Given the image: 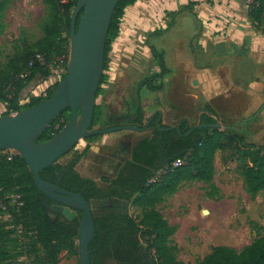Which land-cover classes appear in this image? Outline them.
I'll list each match as a JSON object with an SVG mask.
<instances>
[{"label": "trees", "instance_id": "obj_1", "mask_svg": "<svg viewBox=\"0 0 264 264\" xmlns=\"http://www.w3.org/2000/svg\"><path fill=\"white\" fill-rule=\"evenodd\" d=\"M42 1L49 10L48 16L40 23L42 36L33 43H21L19 51L8 58L4 67H0V102L6 106L2 116L42 102L53 93L66 74L44 94L31 96L28 102L20 103V95L25 87L43 82L52 75L51 56L61 57L68 54L69 43L62 35V22H66V31L69 34L70 16L78 0ZM136 1L138 0H120L114 10L106 37L103 70L107 68L111 41L120 31L125 10ZM178 12H174L172 16ZM247 15L251 22L264 32V0H252ZM153 52L155 56L158 55L161 69L164 70L162 52L159 53L154 48ZM160 76L159 73L154 74L140 80L139 84L151 90H161L162 83L155 84V79ZM107 81V75L102 74L96 99L104 91ZM205 110L209 111L208 106ZM204 117L211 119L207 115ZM138 119L127 121L126 124L136 125ZM68 120L69 110L65 109L52 120L38 141L52 139ZM98 124H102V104L96 102L92 126ZM230 130L196 128L186 137L182 136L185 131L181 132V135L171 132L174 134L175 152L159 166L154 165L156 157L151 152L171 133L166 132L162 134V139H159L156 136L158 132L155 131L156 135H153L151 140L143 137L129 149L131 159L125 162L116 176L110 178L104 187L99 186L94 179L82 176L78 170L79 163L88 154L87 148L72 149L62 156L65 158L63 161L60 157L43 169L40 175L50 182H58L61 187L71 192L80 193L91 206L99 207L100 213H93L95 234L88 246L90 264H102L105 259L112 260L113 264H264V236L241 249L224 245L213 246L201 261L180 262L168 254L165 245L166 238L174 233L175 228L151 208L165 196L176 192L182 181L211 180L213 153L217 149L225 148L226 144L221 142L220 138L226 136ZM97 137L85 139L90 141ZM243 146L244 143L240 142L232 155L239 161H247L243 168L244 182L247 191L254 196L264 190V150L255 144L241 150ZM7 153L0 151V202L8 205L6 195L19 193L24 206L19 210L11 206L6 207L11 217L10 223L14 227L20 226L21 234H18L15 228H6L9 222L0 221V264H12L10 260L18 254L23 245L28 256L29 248L33 245H40L43 249V255L35 257L31 264H57L63 251L78 253L76 241L79 238L81 213L78 212L72 219L64 217L61 220L59 216L53 219L23 158L15 152L11 159H7ZM177 158L183 159L185 163L166 168ZM108 198L113 201L111 208L104 203ZM131 200L144 210V215L138 222L127 212ZM28 232L34 240L29 241L26 238L24 243L19 241V236L25 238Z\"/></svg>", "mask_w": 264, "mask_h": 264}, {"label": "rangeland", "instance_id": "obj_2", "mask_svg": "<svg viewBox=\"0 0 264 264\" xmlns=\"http://www.w3.org/2000/svg\"><path fill=\"white\" fill-rule=\"evenodd\" d=\"M48 14V7L42 0H0V67H4L8 58L19 51L21 43H33L42 36L40 23ZM62 27V35L69 43L65 21L62 22ZM182 31V27H177L175 31L177 39L175 51L179 57L184 56L182 52H177L178 43L183 40ZM123 35L125 36L119 35L111 41L112 50L108 53L107 68L102 73L108 74L110 81L106 91L100 94L98 99L102 104V124L93 128L126 124L127 121L136 118L140 120L141 115L146 119L153 113L155 107L160 108L164 103L163 107L166 110H174L181 106L182 110L179 112L191 126L199 124L203 116L211 117L203 110L204 106H208L209 111L212 110L220 123L218 129H226L224 126H230L231 129L226 136L220 138L221 142H225V148L217 149L213 153L211 180L182 181L176 192L165 196L151 207L175 228L174 233L165 240L168 254L180 262L195 263L208 255L213 246L224 245L241 249L264 236V190L254 196L247 191L243 176V168L247 161H239L232 155L240 142L244 143L241 150L247 149L252 144L264 150V98L262 97L264 93L254 94L256 97L254 101L236 90L228 99L224 100L217 96L215 102L209 105L200 93L198 84H191L186 90L187 85L185 86L183 81L186 82L187 78L182 75L176 76L175 71L171 72L173 61H165V69L162 70L156 61L146 60L143 51L148 52L145 48V43L149 45L148 38L143 37L138 41L134 34ZM115 41L117 43L114 44ZM130 41L132 44L129 43ZM137 43L141 44L142 49L136 45ZM194 44L193 41V44L189 45L192 53L195 49ZM131 55L136 59L132 60ZM195 56L193 54L194 65L207 64L211 68L213 74L209 80L212 81L211 89L217 91L224 83L236 89L244 86V81L240 82V78L236 75L237 72L246 73L238 68L240 64L244 66L241 60H224L227 67L222 70L220 61L199 60ZM68 60L69 49L67 56H51L50 64L53 68L51 76L60 80L67 71ZM189 63L188 58L180 65L187 71ZM158 73L161 76L155 79V84L163 83L161 91L149 88L147 90L138 85L140 80ZM215 73H218V76H214ZM40 83H32V85L38 86ZM137 87L141 88L138 92ZM189 94L198 97L193 99ZM259 96L262 97L261 101ZM246 104L249 107L254 106V109L245 108L251 109L250 116L246 118L249 119L231 123L232 114L243 116L244 111H247L242 109ZM140 111L141 115H139ZM174 113L171 119L166 117L172 124H176L180 119L176 110ZM143 136L133 130H120L100 135L92 142L94 147L91 154L79 163L82 174L94 178L100 186H107L109 179L116 174L118 165L128 157L130 146L143 139ZM147 136L149 137L150 134ZM2 152L6 153L7 150ZM64 159L62 157L60 160ZM92 211L95 214L100 213L97 206H92ZM48 212L55 216L54 218L51 216L53 219H56L57 215L53 210L48 209ZM127 212L137 222L144 215L143 208L134 204L132 200L127 206ZM7 213L8 210L0 209L1 222H8ZM26 238L29 241L34 240L30 232L27 233ZM76 243L78 244V239ZM152 254L157 256L154 252ZM42 255L43 249L40 245L29 248V260ZM60 256L57 264H80L78 253L63 251ZM104 264H113V261L107 259Z\"/></svg>", "mask_w": 264, "mask_h": 264}, {"label": "water", "instance_id": "obj_3", "mask_svg": "<svg viewBox=\"0 0 264 264\" xmlns=\"http://www.w3.org/2000/svg\"><path fill=\"white\" fill-rule=\"evenodd\" d=\"M119 1L78 0L70 16L69 60L65 76L42 102L0 116V151L13 150L23 158L41 198L53 202L52 209L68 219L81 213L78 230L80 264H90L88 246L95 234L92 206L80 193L71 192L58 182L45 180L40 173L74 149L79 140L120 130L142 132L146 128L139 124L92 126L96 94L104 67L106 37ZM65 109L69 110V120L64 127L52 139L39 142L42 132ZM206 112L211 115L212 123L195 125L188 132L195 128L220 127L215 114ZM159 121L160 116L156 120L160 130H178L174 126L160 127ZM49 215L55 217L51 213Z\"/></svg>", "mask_w": 264, "mask_h": 264}, {"label": "crops", "instance_id": "obj_4", "mask_svg": "<svg viewBox=\"0 0 264 264\" xmlns=\"http://www.w3.org/2000/svg\"><path fill=\"white\" fill-rule=\"evenodd\" d=\"M250 1L251 0H138L126 8L120 23V31L116 37L119 35L123 37L125 36L123 34L128 33L137 36L138 41L143 37L148 38L149 45L145 43V48L149 53L146 52L145 49V51H143L146 55V60L150 62L156 61L161 68L157 57L158 55L155 56L153 48L159 53L162 52L164 63L167 60L174 62L171 72L175 71L176 76L182 75L187 78L186 82L183 81V84L185 86L187 85L185 89L188 90V86L191 84H198L199 89H201L200 93L209 105L214 103L218 97L224 100L228 99L229 95L236 90L244 94L246 98H252L254 100L256 98L254 94L260 92L264 93V32L257 28L247 15V4ZM177 11H179L177 15L172 16V14ZM170 22H172L171 25ZM177 27H182L183 29L181 32L183 34V40H180L177 46V52H182L184 54V56L181 57L176 55L175 51L177 45L175 31ZM117 41H115L114 44L117 43ZM193 41L195 43V49L192 53L189 45L190 43L193 44ZM129 43L132 44L131 41ZM136 45L142 49L140 43ZM110 50H112V45L110 46ZM193 54L194 56L196 55L199 60L206 61L216 59L220 61L221 64L219 65L222 70H225L227 67V63L224 62V60H241L244 66L242 67L240 64L238 68L246 73L237 72L236 75L240 78V82L244 81V86L236 89V87L224 83L219 86V90L216 89L217 91L211 89L210 85L212 81H209L210 77L213 76L211 68L208 67L207 64L194 65ZM130 57L132 60L136 59L134 55ZM188 58L190 59V63L187 72L185 67L181 66L180 63ZM106 75L108 81L104 85V91H106V86L110 81L109 75ZM214 76H218V73H215ZM58 81L59 79L50 76L47 80L38 84V86H33L32 84L28 85L21 92L20 103L28 102L31 96L44 94L47 89L52 88ZM138 85L148 90L145 85H140L139 83ZM140 89L137 87V92L140 91ZM104 91L102 93H104ZM27 95L29 96L27 97ZM189 96L193 99L198 97L196 95L192 96V94H189ZM262 97L264 98V95ZM262 97L259 96V99L261 98L260 101ZM98 99H100V96L96 99V102L101 104V101ZM163 106L164 103L160 108L155 107L153 113L156 112L161 114L162 124H165V126L173 125L168 119L174 116V110H176V113L179 115L180 119L178 122L184 119L187 120L179 112V110H182L181 106L174 110H166ZM247 107H249L248 104L243 105L242 109L244 110ZM250 107L254 109L253 105ZM251 109H245L247 111H244L243 116H235L232 114L231 123L238 122L239 120H242L241 122L247 120L246 118L251 114ZM203 110H205V106ZM5 111V104L0 102V116H2ZM136 124H139V122ZM139 133L144 135L143 137L148 138V134ZM98 137H100V135ZM96 139L90 141L82 139L76 144L77 146H75L74 149H88V154L82 161L91 154L90 152L94 147L92 142ZM136 142L132 144L130 148H132ZM130 159L131 152L129 150L128 157L122 164L118 165L116 174L125 162ZM78 170L82 176L89 177L82 174L80 164L78 165ZM116 174L111 178L115 177Z\"/></svg>", "mask_w": 264, "mask_h": 264}, {"label": "flooded vegetation", "instance_id": "obj_5", "mask_svg": "<svg viewBox=\"0 0 264 264\" xmlns=\"http://www.w3.org/2000/svg\"><path fill=\"white\" fill-rule=\"evenodd\" d=\"M141 115V114H140ZM160 113H152L150 116L146 117V119L144 118V115H141L140 120H139V125L140 127H146L144 131H142L141 133L143 134H150V136L148 137L149 140H151L155 131L158 132V134L156 135L159 139H162V134L166 133V132H175L179 135H181V132L185 131L184 134H182V136L186 137L189 136L195 129H193L191 132H188V130L193 127L191 125H189L187 123V120H180V122H178L177 124H173L170 126H174V127H178L177 129H169V130H160L157 126H156V120L157 118L160 116ZM212 123V120H207V118H205L204 116L201 117L200 119V123ZM197 124V125H199ZM159 126L160 127H170L168 125L165 126V124H162V120H161V116H160V121H159ZM195 126V125H194ZM203 128V127H202ZM137 143V142H136ZM175 152V139H174V134H169L167 139L164 141L162 139V142L160 145L156 146L154 151L151 152L155 155L156 159L154 161V165L155 166H159L160 164L166 162L168 160V158ZM150 153V152H149ZM45 204H46V209H51L53 210L57 216H59V218L61 220H63L64 216L61 212L56 211L54 209L51 208V205L53 204V202H50L49 199L43 198ZM112 199L108 198L107 200L104 201V203L111 208L112 207ZM66 218V217H65ZM106 261V259L104 260V262H102V264H104Z\"/></svg>", "mask_w": 264, "mask_h": 264}, {"label": "built area", "instance_id": "obj_6", "mask_svg": "<svg viewBox=\"0 0 264 264\" xmlns=\"http://www.w3.org/2000/svg\"><path fill=\"white\" fill-rule=\"evenodd\" d=\"M252 1V0H251ZM248 2L247 7L249 8V4L251 3ZM7 159H11L12 155L15 153V151L13 150H8L7 151ZM184 160L181 158H177L175 160H173L169 165L166 166L167 167H176V166H180L182 164H184ZM153 179H151V181H153ZM6 199H8L7 204H2L0 202V209L3 208L6 210L7 206H11V207H15L16 210H19L22 206H23V201H22V196L19 193H11V194H7L6 195ZM7 216L9 218V220H7L9 222V224L6 226V228L11 229V228H15L16 232L18 234H21V228L20 226H16L14 227L13 224H11V217L10 215L7 213ZM19 241H21L22 243L25 242V238L21 236H19ZM18 254L16 256H14L10 261L12 264H31V260H29L27 251L23 245V247H21V249H19V251L17 252Z\"/></svg>", "mask_w": 264, "mask_h": 264}]
</instances>
